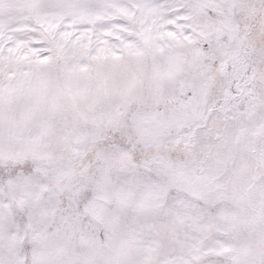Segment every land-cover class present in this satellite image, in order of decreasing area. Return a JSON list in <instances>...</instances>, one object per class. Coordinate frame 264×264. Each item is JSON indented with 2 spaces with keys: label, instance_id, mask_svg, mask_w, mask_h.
Listing matches in <instances>:
<instances>
[{
  "label": "snow or ice",
  "instance_id": "obj_1",
  "mask_svg": "<svg viewBox=\"0 0 264 264\" xmlns=\"http://www.w3.org/2000/svg\"><path fill=\"white\" fill-rule=\"evenodd\" d=\"M0 264H264V0H0Z\"/></svg>",
  "mask_w": 264,
  "mask_h": 264
}]
</instances>
